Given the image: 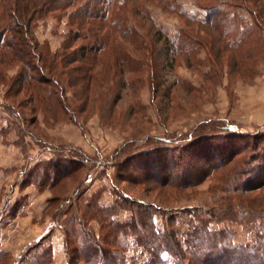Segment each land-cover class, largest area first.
<instances>
[{"label": "rangeland", "instance_id": "1", "mask_svg": "<svg viewBox=\"0 0 264 264\" xmlns=\"http://www.w3.org/2000/svg\"><path fill=\"white\" fill-rule=\"evenodd\" d=\"M260 1L264 4V0ZM198 3L199 0L136 3L138 11H128L127 25L146 47L141 49V56L151 50L150 43L156 37L152 24L170 35L183 28L198 29L196 23L179 16L183 11L187 17L202 20L205 12ZM237 12L242 19L251 21L245 10L238 8ZM68 29L67 16L51 12L38 22L35 34L39 41L55 49ZM207 32L201 29L200 38L209 40ZM206 49L188 58L172 52L167 61L160 56L155 68L158 75L150 84L144 73L143 82L139 81L142 84L131 86L133 77L125 74L117 78L119 84L109 95H96L84 106H79L80 96L67 89L77 122L64 116L51 93L42 96L43 110L37 109L33 116L31 106L24 103L25 95H4L7 83L0 82V250L6 253L0 264H101L97 256L89 260L83 257L88 249L75 248L71 252L74 236H70L67 225L74 227L79 242L94 236L98 240L106 233L100 227H111V236L105 237L112 240L111 250L124 256L125 264H146L153 250L139 234L122 230L116 223L136 221L146 231L157 229L166 249L170 231L181 249L187 248L192 226L225 230L232 243L243 246L264 239V214L253 219L229 216L226 192L210 179L179 191L127 184L114 178L115 164L125 155L167 140L180 143L187 135L198 132L201 122L210 121L209 131H218L221 123L253 133L264 131V49L255 62L240 70L234 67L231 53L225 48L217 63H207ZM216 52L218 57L215 49ZM5 69L8 77L16 72L15 67ZM156 85L158 90L152 87ZM213 122L220 124L211 125ZM54 152L78 154L84 167L52 189L48 183L44 187L23 183L24 168L53 157ZM75 190L79 196L72 198ZM50 198L54 200L49 206ZM67 198L69 202H64ZM91 201L96 208L87 209L99 213L103 208L105 218L81 216ZM72 215L81 224L74 222ZM162 255L168 264H176L167 252Z\"/></svg>", "mask_w": 264, "mask_h": 264}, {"label": "trees", "instance_id": "2", "mask_svg": "<svg viewBox=\"0 0 264 264\" xmlns=\"http://www.w3.org/2000/svg\"><path fill=\"white\" fill-rule=\"evenodd\" d=\"M141 1L152 0H0V82L7 83L4 95L24 94V103L31 106L36 116L37 109L43 108L42 96L51 93L64 116L77 122L67 89L73 90L72 95H79V106H84L96 95H109L119 77L125 74L132 75L131 86L143 82L144 73L150 84L158 75L155 71L157 59L161 56L162 61H167L171 52L188 58L189 54L207 48L205 61L215 64L225 48L231 53L237 70L255 62L263 52L264 4L260 0H199V7L205 12L202 20L179 12L180 17L196 23L199 28H183L178 34L170 35L152 24L156 37L150 43L151 50L142 57L141 49L146 47L132 35L127 25L128 11L136 13V3ZM130 4H133L131 9ZM238 8L245 10L251 21L242 19ZM51 12L65 14L69 25L64 39L55 49L39 41L35 34L38 22ZM201 29L209 31V40L200 38ZM216 42L221 45L215 47ZM14 67L15 74L8 77L4 69ZM157 86L152 87L158 90ZM208 123L210 126V121L198 123L199 131L187 135L180 143L167 140L164 144L125 155L115 164V180L184 191L210 179L226 192L229 216L253 219L264 214V131H243L220 122L211 124L219 123L218 131H209ZM79 156L54 152L53 157L24 168L23 183L33 182L39 187L48 183V188L52 189L84 167ZM71 196H79L78 191H73ZM53 200L48 199L49 206ZM87 207L96 208V205L92 201L87 203L81 216L105 218L103 208L97 213L96 209ZM74 216L71 219L76 222ZM117 225L122 230L136 232L152 247L151 258L146 264H168L163 252H167L176 264H264V239L255 245L243 246L232 243L225 230L192 226L187 248L181 249L170 231L169 248L166 249L163 235L155 228L146 231L136 221ZM100 228L106 229L100 239L94 236L79 242L74 227L70 229L67 225L70 236H74L71 252L84 248L88 250L83 257L88 260L90 256H97L101 264H125L124 256L111 250L112 240L105 237L111 236L112 228L103 225ZM5 255L0 250V262Z\"/></svg>", "mask_w": 264, "mask_h": 264}]
</instances>
